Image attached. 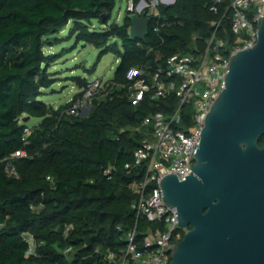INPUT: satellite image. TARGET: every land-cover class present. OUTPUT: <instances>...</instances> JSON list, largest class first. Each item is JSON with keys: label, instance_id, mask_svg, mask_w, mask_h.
Masks as SVG:
<instances>
[{"label": "trees", "instance_id": "1", "mask_svg": "<svg viewBox=\"0 0 264 264\" xmlns=\"http://www.w3.org/2000/svg\"><path fill=\"white\" fill-rule=\"evenodd\" d=\"M115 3L0 0V264H108L106 251L120 255L134 225L138 245L157 226L136 220L131 206L135 195L129 185L143 180L145 171V163L134 165L133 153L145 136L143 118L171 111L177 99L153 102L145 95L131 105L122 87L125 74L136 66L151 73L174 54L203 51L213 22L218 39L231 44L235 36L228 0L159 5V16L149 17L145 42L128 38L127 14L120 24L110 22ZM68 25L76 43L100 50L98 59L117 43L122 48L111 78L119 86L95 98L84 116L68 115L69 102L54 108L41 99L53 85L48 70L55 60L44 49L56 44L53 36ZM74 80L80 91L72 99L86 86L84 78ZM30 119L39 122L30 125ZM258 144L263 146L264 136ZM16 150L27 157L13 159L19 177L12 179L4 159Z\"/></svg>", "mask_w": 264, "mask_h": 264}, {"label": "water", "instance_id": "2", "mask_svg": "<svg viewBox=\"0 0 264 264\" xmlns=\"http://www.w3.org/2000/svg\"><path fill=\"white\" fill-rule=\"evenodd\" d=\"M128 18V38L145 42V12ZM262 136L264 16L255 44L230 57L224 88L204 117L191 174L160 180L163 202L175 207L177 223L188 229L169 245L168 264H264Z\"/></svg>", "mask_w": 264, "mask_h": 264}, {"label": "built area", "instance_id": "3", "mask_svg": "<svg viewBox=\"0 0 264 264\" xmlns=\"http://www.w3.org/2000/svg\"><path fill=\"white\" fill-rule=\"evenodd\" d=\"M222 1L213 0V5ZM173 2L127 0L126 14L145 12L148 18L158 17V6ZM211 9L215 11L214 6ZM227 10L230 13L229 26L235 36L233 43L226 44L216 37L218 23L213 22L214 29L203 51L174 54L163 67L151 73L144 67L136 66L129 68L125 74L126 83L122 87L131 105H137L145 95L153 102L173 95L177 106L167 113L154 111L143 118L145 136L133 153L134 165L145 163V171L143 180L129 185L135 195L131 206L136 220L143 217L157 226L153 230L148 229L138 245L134 225L127 234L125 248L120 255L106 251L104 260L108 264H168L169 245L179 242L188 230L177 223L175 207L163 202L160 180L167 174L175 173L182 181L191 174L194 165L192 154L200 142L204 117L224 88L230 57L255 44L257 29L264 16V0H228ZM157 30V26L154 27V31ZM110 86L119 85L111 79L105 82L98 78L87 80L81 96L69 101L66 113L76 117L84 109L89 110L91 102L98 96H105ZM187 106H191V110L183 112L182 108ZM184 116L188 117V123L183 122ZM181 125L183 129L179 128ZM29 132L28 128L24 129L26 136ZM26 157L25 151L16 150L4 159V172L8 178L19 177L13 159Z\"/></svg>", "mask_w": 264, "mask_h": 264}, {"label": "rangeland", "instance_id": "4", "mask_svg": "<svg viewBox=\"0 0 264 264\" xmlns=\"http://www.w3.org/2000/svg\"><path fill=\"white\" fill-rule=\"evenodd\" d=\"M126 6L127 0H116L110 22L120 24L126 15ZM94 27L100 26L94 22ZM70 30L71 25L60 30L53 36L58 39L57 43L50 47L46 46L44 49L45 53L53 56L55 60L51 62L48 70L51 73L53 85L44 90L45 93L41 99L54 108L69 102L80 91L74 80L75 77L84 78L86 81L98 78L103 82L111 79L118 65V52L122 50L121 44L117 43L115 49L109 50L98 59L100 50L88 44L76 43ZM183 109L191 110V106ZM38 122L37 119H30L29 123L36 125Z\"/></svg>", "mask_w": 264, "mask_h": 264}]
</instances>
